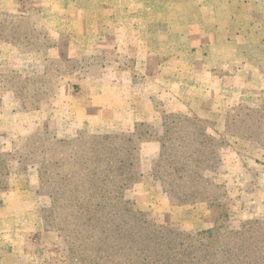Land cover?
Masks as SVG:
<instances>
[{
	"label": "rangeland",
	"instance_id": "1",
	"mask_svg": "<svg viewBox=\"0 0 264 264\" xmlns=\"http://www.w3.org/2000/svg\"><path fill=\"white\" fill-rule=\"evenodd\" d=\"M236 34L243 41L237 55L231 46H223L230 37L237 39ZM0 40L11 44L4 52L7 56L4 60L12 64L0 68V92L13 91L26 112L36 111L61 91L60 98L77 111L78 107L92 104L101 108L103 89L111 88L113 82L125 90L129 85L131 88L141 85L143 88H164L167 84L165 74L173 76L179 61L175 57L168 61L157 51L168 53L167 47H173L175 56L186 51L182 46L189 45L203 55L211 54L205 49L217 44L221 49L217 48L214 58L219 57L221 62L213 66L216 78L211 76L204 81L213 86L210 100L217 109L220 108L218 104L228 109L225 117L230 133L264 146V0H0ZM57 45L59 48H54ZM234 55L236 60L242 61L225 60ZM214 58H206V61L212 62ZM192 62L193 69L188 71H200L195 60ZM109 67L116 71L123 68L124 74L119 79L114 78L115 71H109ZM159 74L163 75V80L151 78ZM166 102L165 97H152L160 114V124L152 123L153 128L139 126L136 135H154L159 141L165 138L176 145L185 132L184 116L205 126L195 113L166 112ZM168 114L177 115L168 120L170 137L165 136L163 127ZM35 116L37 113L32 121H38ZM69 121L74 122V118ZM28 124L26 122V126ZM63 127L58 125L59 131H55L35 125L26 129V134L18 135L13 129H7V133L0 135V153L4 155L8 171V189L1 196L3 204L0 206L8 208L3 213L0 231L22 226L26 219L29 220L31 223L26 224L28 234L31 233L28 248L40 251L46 264H74L75 252L71 247L82 236L72 230L74 224L64 218V211L57 215L53 212L51 193L66 201L70 198V190L78 193L89 187L83 184L87 180L82 173V178L69 179L64 177L65 170L86 173L88 166H93L88 160L95 149L99 154L95 159L98 162L112 160V156L128 159V151L124 148L132 144L128 138L136 129L108 135L90 133L84 128L74 134ZM206 132L217 142L204 143L196 157L200 166L194 171L202 172L207 166L211 169L206 170V181L199 187L200 191L186 200L183 199V186L172 185L168 177L162 180L155 175L153 160L161 152V141L159 154L146 158L141 151L142 144L156 138L139 143L136 135L133 136V143L139 147L134 156L139 159L130 172L135 177L139 174L140 178L124 191L127 205L140 219L192 235L217 228L221 232L240 231L246 225L264 230V217L251 218L253 207L248 204L243 189L230 191L214 179L215 174L228 171L227 167L234 162L232 145L240 151L245 150L242 153L245 163L252 160V152L247 153L251 148L245 142L231 144L224 136L215 135L207 128ZM119 141L120 148L112 152ZM174 164L178 162L174 160ZM239 180L244 185L242 175ZM254 220L259 222L254 224ZM59 221L63 222L62 226ZM251 240L253 247H264V242L255 241L261 240L256 236ZM221 241L219 238V243Z\"/></svg>",
	"mask_w": 264,
	"mask_h": 264
},
{
	"label": "trees",
	"instance_id": "2",
	"mask_svg": "<svg viewBox=\"0 0 264 264\" xmlns=\"http://www.w3.org/2000/svg\"><path fill=\"white\" fill-rule=\"evenodd\" d=\"M177 117L175 114L166 115L163 120L165 136L170 137L168 120ZM186 123L184 135L178 144L161 139V152L153 160L155 175L168 183L183 186V199L186 200L200 191V186L206 181L205 172L211 167H203V171H194L200 166L196 157L202 151L204 143L217 140L208 135L205 126L199 121L183 117ZM139 126L153 128L152 123H139L135 132L128 138L132 143L124 148L129 157L116 156L112 160L96 161L99 158L97 149L88 166V171L65 170V178L79 179L86 177L89 186L81 192L70 190V198L61 201L55 193L53 197V212L57 215L64 211L69 222L72 220L73 231L81 238L74 241L72 250L75 252L76 264H264V247H253V236L257 243L264 242V230L252 229L246 225L240 231H220L219 228L201 232L196 235L188 234L178 228L162 226L145 218L136 217L137 212L127 205L124 191L132 183L139 180L130 169L137 164L139 157L134 156L139 147L133 143ZM192 128V129H191ZM151 130L150 134H153ZM109 135V134H108ZM107 138L106 135L104 136ZM155 136L142 137L140 141L154 140ZM120 139L119 136H117ZM157 139V138H156ZM120 141L112 152L120 148ZM122 147V146H121ZM205 158V157H204ZM174 160L178 164H174ZM209 162V159H205ZM164 164V166H160ZM104 166V167H103ZM102 170L101 176L98 172ZM163 172V174L161 173ZM82 173V174H80ZM76 174V175H75ZM8 171L4 155L0 153V206L3 204L2 194L8 189ZM167 182H165L166 185ZM82 184V183H81ZM187 190V191H186ZM185 194V195H184ZM61 196V194H60ZM63 202V203H61ZM123 211L127 217L124 216ZM58 221V217L56 216ZM254 220V224L258 223ZM63 222L59 221L62 226ZM66 227V226H65ZM66 229L70 230L69 227ZM264 229V228H263ZM219 238H222L219 243ZM73 242V241H72ZM74 248V249H73ZM74 263V264H75Z\"/></svg>",
	"mask_w": 264,
	"mask_h": 264
},
{
	"label": "crops",
	"instance_id": "3",
	"mask_svg": "<svg viewBox=\"0 0 264 264\" xmlns=\"http://www.w3.org/2000/svg\"><path fill=\"white\" fill-rule=\"evenodd\" d=\"M219 27L220 26L217 28ZM238 35L239 34L235 35L237 39L240 37ZM230 38L231 39H228L223 46H231L234 48V51H237V55L239 54L238 52L242 47L241 42L243 41L241 38L238 40L234 39V36ZM262 44L264 47V41ZM10 45L8 41L0 40V68L12 66L9 61L4 60L7 59L4 52H7L6 49H8ZM182 47L186 49V51L175 54V56L174 53H172V50H174L173 47H167L169 49L168 53L157 51L162 57H167L168 61L169 59H173V57L178 58L179 61V68L177 72L172 73L173 76L169 77L167 73L165 74L167 84L164 88L158 87L157 89V87L152 86L150 88H143L142 85L131 88L129 85L125 90L122 86H119L118 83L113 82L111 88H108V90L103 89L104 101L101 108L98 107V105L95 106L92 104L81 108L78 107L76 111L75 108L72 109L73 106L70 105L68 101H64L63 98H60L62 96V91H59L60 93L56 94L54 100L48 103H42L36 111L26 112V110L22 108V103L14 96L13 91L6 90L0 92V135L2 136L4 132L7 133V129H13L12 132L18 135L21 133L26 134V129L34 127L35 125L42 126L45 129L53 128L55 131H59L57 128L58 125H63L64 129L65 127H70L69 130L66 128V132L70 131L74 132V134L76 132L79 134L81 128L88 129L90 133L94 132L100 134L131 132L140 122L146 121L158 125L160 124V114L152 103V97L156 95L162 98L165 97L167 101L166 112L180 111L188 115H193L195 113L197 114L196 116L204 122L209 132L218 136H224L231 144L237 142L236 145H238L245 142L246 146L248 145L251 148L247 153L252 152V160H250V163H245L242 158V153L245 152V150L241 149L240 151L239 147L236 148L232 145L231 152L234 154L232 162L233 160L234 162L227 167L228 171L215 174L214 179L218 183L225 184L230 191L243 189L242 191L246 193L248 198V204L250 207H253V213H249V215L251 214V218L264 217V146H260V143L250 138L235 136L227 130V119L225 114L228 109L224 108L221 104H218L220 108H216V105L210 100L212 97L210 90L213 86L211 84H205L204 82L209 80L208 77L210 78L213 76L216 78V70H214L215 68H213V66H216L221 60L219 57H215V59L214 54L218 52L217 48H220V46L213 44V48H209V50L208 48L205 49V51L211 52V54L204 53L203 55L201 53L198 54L197 50L189 45H187V47ZM54 48H59V45ZM170 53L171 55H169ZM206 58H214V61H206ZM192 59L200 66V71H188L190 68L193 69V67H191L194 66ZM225 60L230 63L242 61L241 59L236 60L235 55ZM111 70L109 67V71ZM113 71H115V73L112 74L114 78H118L124 74L123 68H118L117 71ZM20 72H22V70ZM160 74L153 75L151 78L163 80L164 77ZM24 76H26V73ZM147 78L150 79L149 76H147ZM262 78L264 79V73L262 74ZM174 79L177 83H174ZM191 83H194V86ZM153 85L156 86V84ZM114 96H118V99ZM98 97L95 99L98 100ZM46 104L50 105L49 108L44 107ZM215 109L217 110L216 113H214ZM35 113H37L35 118L37 117L38 121H32V116ZM74 115H81L84 117H74ZM71 118H74V122L69 121ZM75 120L77 121L75 122ZM26 122H29L27 126ZM73 123L74 125H70ZM50 124H53V126ZM141 151L146 158L156 156L160 152V141L156 139L142 144ZM240 175L245 179L243 182L244 185H242L239 180ZM6 208L8 207L0 208V224L4 222L3 213L6 211ZM6 218L8 219V216ZM30 223L31 222L26 219V221L22 223V226H11L9 228L7 227L6 230L1 229V264H46L42 260L45 258L41 259L40 251L28 248V235L31 233L28 234L29 228L26 224ZM3 231L7 232L4 233ZM17 247H20V249H17Z\"/></svg>",
	"mask_w": 264,
	"mask_h": 264
}]
</instances>
